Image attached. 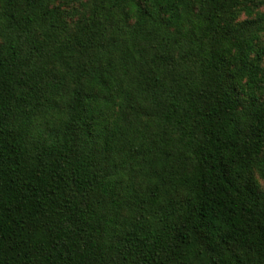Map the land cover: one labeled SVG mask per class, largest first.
<instances>
[{"label":"trees","instance_id":"1","mask_svg":"<svg viewBox=\"0 0 264 264\" xmlns=\"http://www.w3.org/2000/svg\"><path fill=\"white\" fill-rule=\"evenodd\" d=\"M263 31L264 0H0V264H264Z\"/></svg>","mask_w":264,"mask_h":264},{"label":"rangeland","instance_id":"2","mask_svg":"<svg viewBox=\"0 0 264 264\" xmlns=\"http://www.w3.org/2000/svg\"><path fill=\"white\" fill-rule=\"evenodd\" d=\"M240 18H243V16L242 17H240ZM261 43L264 45V31L262 32V34H261ZM258 181V180H257ZM259 182V181H258ZM260 183V182H259ZM260 187L261 188H264V183H260Z\"/></svg>","mask_w":264,"mask_h":264},{"label":"snow or ice","instance_id":"3","mask_svg":"<svg viewBox=\"0 0 264 264\" xmlns=\"http://www.w3.org/2000/svg\"><path fill=\"white\" fill-rule=\"evenodd\" d=\"M260 180L264 181V173H262V175L260 176Z\"/></svg>","mask_w":264,"mask_h":264},{"label":"clouds","instance_id":"4","mask_svg":"<svg viewBox=\"0 0 264 264\" xmlns=\"http://www.w3.org/2000/svg\"><path fill=\"white\" fill-rule=\"evenodd\" d=\"M257 180H258L260 183H264V181H261V180H260V177H259V176H257Z\"/></svg>","mask_w":264,"mask_h":264}]
</instances>
